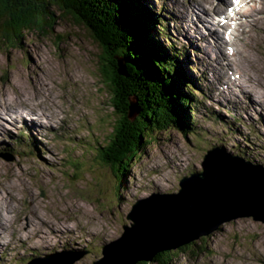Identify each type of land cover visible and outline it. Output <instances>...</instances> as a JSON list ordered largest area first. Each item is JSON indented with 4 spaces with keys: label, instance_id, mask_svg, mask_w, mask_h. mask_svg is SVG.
<instances>
[{
    "label": "rangeland",
    "instance_id": "rangeland-1",
    "mask_svg": "<svg viewBox=\"0 0 264 264\" xmlns=\"http://www.w3.org/2000/svg\"><path fill=\"white\" fill-rule=\"evenodd\" d=\"M208 1L211 0H129L123 9L125 15H138L136 25L141 23L145 32L140 42L127 37L140 49L141 56L137 57L141 67L133 75L135 83L139 79L142 82L135 84L139 88L136 91H150L151 82L160 83L154 84L152 91H157L156 96L164 101L165 106L160 105L163 114L174 107L179 110L175 115L172 112L174 119L169 124L159 122L162 117L154 105L147 106L146 96L142 101L139 95H133L134 86L128 79L129 58L120 52L115 58L106 38L102 39L101 74L99 47L90 31L71 16L64 15L56 21L52 33L25 30L14 40L0 31V100L3 106L15 103V112L20 110L22 114L0 113V264H25L21 258L27 263L33 259L29 255L44 257L67 246L82 256L72 264H92L105 256L96 248L98 243L104 247L134 225V219L128 216L134 205L159 195L175 194L186 178L203 172L211 152L221 150L264 166V133L261 135L257 129L264 131V73L250 66L252 46L254 50L259 48L256 58L264 66V21L255 23L256 13L264 12V0L244 3L243 10L247 9L249 16L226 8L229 5L222 0H214L226 14L236 15V23L248 18L242 29L236 30L234 23H229L233 34L225 29L220 35L223 39L231 35L234 43L224 42L221 46L216 41L218 33L201 26L192 12L202 5L207 10L206 26L217 29L220 16L213 14ZM55 16L58 13L54 11ZM235 31L240 35L234 37ZM261 31L260 41H256ZM187 32L191 35V40L187 37V49L196 59L195 70L189 56L180 50L185 46ZM210 42L216 47L218 63L204 51L214 49ZM108 46L112 56L111 51L107 53ZM228 52L234 53V62H226ZM220 65L256 78L250 84L244 80L243 84L248 85L242 88L249 98L243 89V93L235 89L223 91ZM119 72L125 79L115 85L113 75ZM225 75L224 71L228 81ZM234 82L242 84L240 80ZM229 95L237 98L233 100ZM151 97L157 101L154 92ZM256 112L261 118L256 117ZM130 113L138 125L143 118L144 136L140 144H132L138 150L125 173L113 168L117 161L109 164L102 158L101 165L88 159L95 151L83 152L80 144L71 150L73 142L79 143L71 137L93 144L100 139L98 147L108 148L107 143L120 136V121L126 114L130 119ZM210 175L202 179L216 178ZM194 196L190 199L196 206L203 204V194L201 198ZM255 218L259 217L226 221L194 242L162 250L159 258L165 262L171 259L170 262L149 263L264 264V220ZM134 245L132 242V248ZM192 246L194 251L190 252L188 248ZM181 249L189 254L184 250L180 253ZM124 253L127 256L129 251Z\"/></svg>",
    "mask_w": 264,
    "mask_h": 264
},
{
    "label": "water",
    "instance_id": "water-1",
    "mask_svg": "<svg viewBox=\"0 0 264 264\" xmlns=\"http://www.w3.org/2000/svg\"><path fill=\"white\" fill-rule=\"evenodd\" d=\"M55 1L67 3L64 0ZM84 24L82 25L84 26ZM85 26L90 33L94 34L89 21H86ZM95 38L102 48V40H99L97 36ZM118 62L121 70L122 62L119 58ZM122 72L119 74L124 75ZM113 77L112 83L120 85L117 75H113ZM133 105H135L134 101ZM126 117L128 118V115ZM129 120L133 124L137 119L130 113ZM204 165L203 172L186 178L182 182L179 193L159 195L153 199L138 202L134 211L129 215L134 219V225L127 227L124 235L118 240L106 245L104 250L106 257L94 264L112 263V259H116L113 257L114 255L120 257H117L118 262L115 264H135L139 260H151L162 249L179 247L204 234H210L222 223L234 218L253 215L264 220V211L259 209L260 204H258V202H262L264 205V201L260 198L257 202L254 190L248 188L251 184L249 175L260 174L264 178V167L253 165L221 150L211 152ZM218 166L221 168L220 172H218L220 169ZM209 174L216 178L204 181L202 178H206ZM201 180L204 183H201ZM261 183V190H264V181ZM238 193L250 195V200L253 199L251 200L252 204L248 205V203L238 201ZM194 194L197 195L196 198L199 196L201 198L203 194V204L200 203V206H196V203L190 199L191 196L195 197ZM154 199L156 200L154 201ZM233 201L235 203L231 204ZM204 217L205 219H203ZM194 220L195 222L192 224ZM179 227L184 230L179 234L180 236L168 235V233H176ZM186 232H189V235ZM132 242L136 244L133 248ZM122 250L129 251L128 259L123 258V253L119 254ZM78 258L73 253L61 252L36 259L30 264H72Z\"/></svg>",
    "mask_w": 264,
    "mask_h": 264
},
{
    "label": "trees",
    "instance_id": "trees-1",
    "mask_svg": "<svg viewBox=\"0 0 264 264\" xmlns=\"http://www.w3.org/2000/svg\"><path fill=\"white\" fill-rule=\"evenodd\" d=\"M64 1L67 3L64 4L62 2L55 0H0V31L4 36L11 37L15 40L18 36H20V33H22L25 30L35 31V32L48 31L49 33H52L50 31H53L55 22L56 21L58 22L61 18L64 17V15L71 16L78 24H84V23L86 24V21H89L94 30V34L91 33L92 37L95 40H96L95 38L96 36L99 38V40H102L103 38L109 40L110 43L109 46L114 49L115 58L119 52L124 54L125 56H128L129 72H130V77H128V79L130 80V84L131 85L133 84L134 86V89L132 90L134 94L133 93L132 94L139 95L140 100H142L141 98H145L144 96H146L145 101H149L146 102L147 106L154 105V107L156 108V112L159 113V115L162 117V121L159 122L163 124L164 122L167 121V124H169L171 122V119L172 120L174 119V116H172V112L175 115L176 113L179 112V110L177 112V107H174V105L172 104L171 107H174L175 109H173V111L168 110L167 113L163 114L161 110L162 107H160V105L165 106L164 101L161 102L160 101L161 97L156 96L157 91H152L155 85L160 86L161 84L160 83L157 84L154 82L155 84L154 85L153 82H151L150 86L152 87V89H150V91L148 90H145V92L136 91V89L138 90L139 88L135 84L142 82L139 79V81L138 82L136 81L135 83V80L137 78H134L136 73H138L137 72L138 69L141 67L140 66L141 62L137 57V55H140V51H139L140 49L139 47L137 46L134 47L132 44H130L127 37H131L137 42H140V40L143 39L145 32L141 28V23L139 27L136 25L135 18L138 17L137 14L134 13L135 15L132 14L130 16L129 13L127 12L126 15L123 13V9L126 8V5L129 2V0L126 1L125 0H64ZM130 7L131 6L129 5V8ZM54 11L55 14L58 13V16L54 17ZM138 14L140 15V13ZM47 22L49 23L47 24ZM62 35L65 36V34ZM95 40L94 42H96V46L99 47L98 56H99V61L101 63L99 68L102 74V48L99 45L98 41ZM103 42H105V40ZM109 49L107 50V53H109L112 50L111 48ZM103 55L106 54L103 53ZM112 55L113 53L111 54V56ZM132 57L133 59H131ZM133 73H135V75H133ZM117 78L121 85L125 79V76L119 74L117 75ZM132 79L134 82H132ZM145 88L146 87H144L143 89ZM152 92H154L157 101H155L153 97H151ZM158 92L168 94L165 93V91H161V90ZM124 95L126 96V94ZM173 97L174 100H178L177 95H174ZM167 102H169V98H166V103ZM126 116H125V120L122 119L120 121L121 122L120 136L116 137V139L113 138V141L111 140L110 142H108L107 144H110L108 148H106L107 146L104 147L103 145L100 148L98 146L93 147V149L97 152V154H94L93 157L91 158L92 160L100 163L101 165H102V158L104 163L107 161L109 164H114V162L117 161L116 163L118 165H120L121 163L122 166L118 168L117 167L118 165H115L113 168H116L117 172L122 171L124 173L125 171H127L126 167L132 165L131 160L135 156L134 154H136L138 150V148L135 146L133 147L132 144H140L138 141L141 139V137L144 136L142 135L144 134L143 118L139 120L141 124L139 123L138 125V122L136 121L133 122L132 124L131 121ZM152 134H153V130L150 134V138L153 137L151 136ZM108 156L110 157V159H108ZM183 250L185 251V253L189 254L188 250L190 252L192 250L194 251V246L188 248V250L181 249L180 253ZM161 252L163 251L161 250L157 252L153 256L151 261L153 260V262L156 261L165 262L166 259L163 261L162 259L159 258V254ZM170 260L171 259H167V262H170ZM149 262L150 261L146 262L145 264H148Z\"/></svg>",
    "mask_w": 264,
    "mask_h": 264
},
{
    "label": "bare ground",
    "instance_id": "bare-ground-1",
    "mask_svg": "<svg viewBox=\"0 0 264 264\" xmlns=\"http://www.w3.org/2000/svg\"><path fill=\"white\" fill-rule=\"evenodd\" d=\"M245 1H246V3H248L250 0H238V2L236 3H232V1H230L229 0V3L230 4H228V0H222V2L223 3H226L227 5H229V6H227L226 8H231V9H233L234 11H236L237 12V8H238V6H239V4L241 3V2H243V3H245ZM205 2H206V0H205ZM261 3H263V2H261ZM208 4H209V6H210V8H212L213 9V14L216 16V15H222V16H225V17H227V19H228V22H227V20H224L223 22L221 21L222 19H223V17L222 16H220V19H219V21H217L216 23L218 24V27H217V29H219V30H217L216 29V27H214V25L212 26L213 27V29H212V27L211 26H206V24H205V21H204V15L206 14V11L207 10H205L204 9V7L202 6V5H199V8L197 9V11H192L193 12V15L194 16H196L197 17V19L199 20V22H201V26H205V27H207V29H209V30H211V31H215V33H218V38H217V36H216V41H217V44H218V46L220 45L221 46V44H224V42H226L227 44H229V43H234L233 42V40H232V38H230L229 36H231V35H224L225 37V39H223V38H221V35H220V33H224L225 31V29H227L230 33H232V31H233V28H229L228 27V25H229V23H234V25H235V27H234V29H236V30H238L239 28L240 29H242L243 28V26L246 24V21H247V19L248 18H246V19H243V18H240V20H241V22H240V24H238V23H236V22H238V20H235L234 19V17L236 16L235 14H229L228 15V13L226 14V12H224V10L221 8V7H218L216 4H215V2H214V0L212 1H208ZM257 3H255V5H256ZM254 5V6H255ZM221 6V5H220ZM263 6H264V3H263ZM208 13V12H207ZM247 14V15H246ZM241 15H243V16H249L250 15V12L246 9V12H243V14L241 13ZM188 16V15H187ZM208 16H209V14H208ZM155 17V16H154ZM181 18L183 19V15L181 16ZM263 18H264V12L263 11H261V12H259L258 11V13H256V17H255V23L256 22H259V21H264L263 20ZM208 23V22H207ZM233 26V25H232ZM169 29V28H168ZM163 33H164V30L163 29H160ZM197 32V34L199 33L198 32V30H196ZM264 31V30H263ZM263 31H261L260 33H259V36H257V40L256 41H260V38H261V36H262V33H263ZM165 34L166 35H168L169 33H167V32H165ZM233 34V33H232ZM238 35H240V33H238L237 32V34H236V31H235V34H234V37H236V36H238ZM232 37V36H231ZM240 37V36H239ZM238 37V38H239ZM255 37H256V35L255 36H252L251 38L252 39H255ZM188 39V38H187ZM195 39H197L196 37H195ZM210 39H212L211 37H210ZM234 39V38H233ZM244 39V38H243ZM189 41V40H188ZM214 41V40H213ZM247 42L249 43V42H251V41H248L247 40ZM201 43V42H200ZM210 44H212L211 42H210ZM227 44H226V46H227ZM248 45V44H247ZM255 45V44H254ZM212 46H213V50H209V51H207V50H205L204 49V51L205 52H207L211 57H214V61L216 62V63H218L217 62V59L215 58L216 57V54H217V50H216V47L212 44ZM201 47V46H200ZM229 47V46H228ZM211 48V47H210ZM222 50H223V48H224V45H222ZM236 48V47H235ZM255 49V46H252V51H251V53H250V56L252 57V62H253V65H251L250 64V66H253V68H255L254 70H257V71H259L260 72V74H263L264 73V66H263V62H261L259 59H257L256 57H258L257 55V52H258V49L259 48H257L256 50H254ZM180 50H182V48L180 49ZM173 52V51H172ZM233 54L234 53H232V52H228V56L225 54V59L227 58V60H226V62L228 63V62H234V57H233ZM227 56V57H226ZM176 57V56H175ZM223 62H225V61H223ZM222 62V63H223ZM222 63H221V65H222ZM229 63V64H230ZM211 64V63H210ZM220 65V70L222 71V73H219L220 74V77H221V81L223 82V83H225V84H223V85H221L220 87H222L224 90V92H225V90H227L226 92H228V93H230V91L233 89H235L236 90V92H238V93H243V91H241L243 88H242V86L244 87V86H246V85H248V84H250L253 80H255L256 78L255 77H249L247 74H245V75H243L241 72H239L238 70H234V69H232V67H231V69L229 68V69H226L227 67H225V68H223L222 66ZM226 72V75H225V77H227L228 78V81H226L225 80V78L223 77V72ZM229 74H230V77H229ZM218 75V74H217ZM222 75V76H221ZM219 76V75H218ZM217 77V76H216ZM250 78H251V80H250ZM240 80V81H242L241 83V85H236L235 84V82H237V81H235L234 82V80ZM246 79H247V82H248V84H243L244 83V80L246 81ZM231 81H232V84H231ZM228 85H229V87H228ZM186 86V85H185ZM218 86V85H217ZM244 90V89H243ZM244 92H245V96L247 97V98H249L250 96L248 95V93H246V91L244 90ZM227 97H230V98H232L233 100L234 99H236L237 97L236 96H234V95H229V96H227ZM251 102V101H250ZM219 103V102H218ZM255 103V102H254ZM15 104V103H14ZM14 104H9L8 106H3V104H2V102H1V100H0V109H1V111H0V113L2 114V113H6V114H9V115H11L9 112H13V113H16L15 112V106H14ZM256 104V103H255ZM10 106V107H9ZM259 106H260V104H259ZM19 108V107H18ZM262 110H264L263 108H261ZM32 113V112H31ZM37 113H39V112H37ZM16 114H18V115H22V114H20V110H19V113H16ZM192 114V113H191ZM256 117L259 119V117H260V115L261 114H259V113H257L256 112ZM261 118V117H260ZM30 126H32L33 128H35L36 129V126L35 125H30ZM264 126H262V128H263ZM257 129H259V133L262 135V133H264V131L262 130V129H260V127H258ZM254 165H257V166H259L258 164H260V167H264L263 166V164L261 165V163H253ZM250 176V182H251V184L248 186V188L250 187V189L251 190H254V192H255V196H256V200H257V202L259 201V199L261 198L262 199V201H264V190H261V187H262V183H261V181H264V178L262 177V175H260V174H250L249 175ZM263 189V188H262ZM181 190V189H180ZM179 190V191H180ZM179 191H176V192H174L175 194H177V193H179ZM235 192H236V190H235ZM233 194H236V193H233ZM241 194H243V193H241ZM241 194H239L238 193V201H241V202H243V203H248V205H250V204H252V202H251V200H253V199H251L250 200V198H251V196L250 195H248V196H246L245 194L244 195H241ZM234 196V195H233ZM235 201H236V199H235ZM249 201V202H248ZM235 202L233 201L231 204H234ZM237 203V202H236ZM258 204H260L259 205V209L261 210V211H264V205L262 204V202H258ZM137 205V204H136ZM136 205H134V207H133V209H132V211L129 213V214H131L133 211H134V209H135V206ZM250 207H252V206H250ZM240 208V207H239ZM238 209V208H237ZM251 209H253V208H251ZM129 216V215H128ZM251 216V215H250ZM253 216V215H252ZM241 217H244V216H241ZM255 217V216H254ZM129 218H130V216H129ZM131 219V218H130ZM203 219H205V217L203 218ZM234 219H236V218H234ZM255 219H258V220H263L262 218H255ZM187 222H189V221H187ZM195 222V220L192 222V224ZM217 230V229H216ZM184 230H183V228L182 227H179L178 228V231L176 232V233H168V235H171V236H180L179 234L180 233H182ZM156 232V231H155ZM125 233V232H124ZM124 233H123V235H124ZM186 234H188L189 235V232H186ZM205 235V234H204ZM197 239V238H196ZM195 239H193V240H191V241H194ZM190 241V242H191ZM189 243V242H188ZM185 244H187V243H185ZM184 245V244H183ZM182 246V245H181ZM161 247V246H160ZM180 247V246H179ZM174 248H177V247H174ZM170 249H173V248H170ZM162 250H166V249H162ZM168 250V249H167ZM124 252H126V250H122L119 254L121 255V253H123V255H124V259H128V257L125 255V253ZM106 256H104L103 258H105ZM102 258V259H103ZM153 258V257H152ZM118 262V260L117 259H112V263H117Z\"/></svg>",
    "mask_w": 264,
    "mask_h": 264
}]
</instances>
